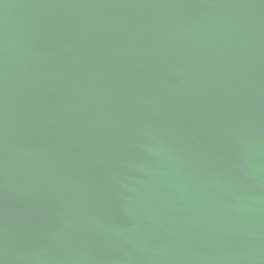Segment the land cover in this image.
Listing matches in <instances>:
<instances>
[{"label":"water","instance_id":"obj_1","mask_svg":"<svg viewBox=\"0 0 264 264\" xmlns=\"http://www.w3.org/2000/svg\"><path fill=\"white\" fill-rule=\"evenodd\" d=\"M0 264H264V0H0Z\"/></svg>","mask_w":264,"mask_h":264}]
</instances>
